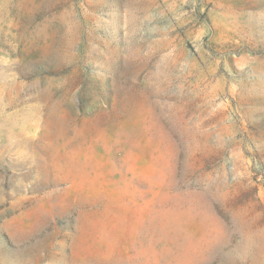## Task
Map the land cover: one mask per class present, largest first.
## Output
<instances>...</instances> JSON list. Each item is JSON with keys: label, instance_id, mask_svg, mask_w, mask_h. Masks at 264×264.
<instances>
[{"label": "rangeland", "instance_id": "obj_1", "mask_svg": "<svg viewBox=\"0 0 264 264\" xmlns=\"http://www.w3.org/2000/svg\"><path fill=\"white\" fill-rule=\"evenodd\" d=\"M0 264H264V0H0Z\"/></svg>", "mask_w": 264, "mask_h": 264}]
</instances>
